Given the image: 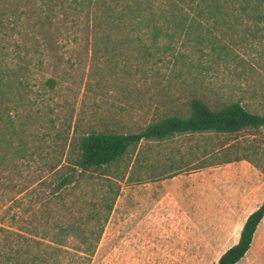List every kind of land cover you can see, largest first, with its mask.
<instances>
[{
    "label": "rangeland",
    "instance_id": "rangeland-1",
    "mask_svg": "<svg viewBox=\"0 0 264 264\" xmlns=\"http://www.w3.org/2000/svg\"><path fill=\"white\" fill-rule=\"evenodd\" d=\"M158 5L0 0V78L8 69L22 82L8 109L11 125L0 113V227L38 237L57 222L95 230L84 219L90 205L103 217L101 208L113 200L88 264H200L208 251L189 248L205 241L197 229L189 232L200 219L199 196L159 199L153 185L203 187L214 168L243 156L264 176V129L140 140L102 171L76 169L80 135L135 133L160 118L185 116L193 96L264 114V23L232 24L237 33L226 39L225 57L200 56L182 38L161 39L158 50L146 51L148 33L132 25V10ZM166 45L173 51L162 52ZM72 172V184L61 185ZM5 248L0 235V253Z\"/></svg>",
    "mask_w": 264,
    "mask_h": 264
},
{
    "label": "trees",
    "instance_id": "trees-1",
    "mask_svg": "<svg viewBox=\"0 0 264 264\" xmlns=\"http://www.w3.org/2000/svg\"><path fill=\"white\" fill-rule=\"evenodd\" d=\"M132 13V25L136 27L141 24L139 28L148 33L149 45L144 50L147 51L149 48L158 50L157 43L161 39L170 41L182 38L187 44L193 43L194 51L200 56L212 55L219 58L225 57L230 49L225 43L226 39L237 33L232 24L249 22L256 26L258 23H264V0H159L157 9L147 8L142 12L134 9ZM214 31L218 35H215ZM257 32L258 30H247V35ZM161 50L173 51L169 45L162 47ZM2 75L0 113L4 114V121L11 125L8 109L10 105L16 104L15 94L18 93L15 89L20 87L22 82L19 76L11 75L8 69L2 72ZM43 86L53 89L54 81L45 79ZM187 106L185 116L172 115L160 118L146 124L135 133L88 132L80 135L76 142V169L102 171L119 159L129 146L136 145L140 140L160 141L182 134L233 135L255 133L264 129V114L251 113L239 102L211 106L193 96L188 100ZM240 160L257 170L246 156L235 157L225 163ZM262 174L264 175V172ZM72 178L73 172L68 173L60 179L61 185H71ZM112 202L113 200L101 208L106 213L103 217L93 203L90 205V211L84 219L85 223L96 225L95 230L80 229L75 222H57L53 228L38 237L34 235L35 233L24 235L0 227V235H3L6 243L5 251L0 253L1 264H7L11 260L18 264H88L102 234V226L107 213L111 210ZM263 215L264 200L246 217L237 243L221 254L216 264H234L244 255L254 229ZM71 241L77 245L68 247ZM13 244L17 246L15 251H12Z\"/></svg>",
    "mask_w": 264,
    "mask_h": 264
},
{
    "label": "crops",
    "instance_id": "crops-1",
    "mask_svg": "<svg viewBox=\"0 0 264 264\" xmlns=\"http://www.w3.org/2000/svg\"><path fill=\"white\" fill-rule=\"evenodd\" d=\"M213 170V175L207 177L203 187L194 183L179 190L175 185L166 186L168 183L165 182L152 187L158 192L159 199L160 195L170 194L199 196L195 205L199 207L196 215L200 219L196 225H189V232L197 229L196 233H202L205 241L201 243L203 245L190 243L189 248L208 251L200 264H216L220 255L237 243L246 217L264 200V176L247 162L231 161ZM234 264H264V215L254 229L248 249Z\"/></svg>",
    "mask_w": 264,
    "mask_h": 264
}]
</instances>
